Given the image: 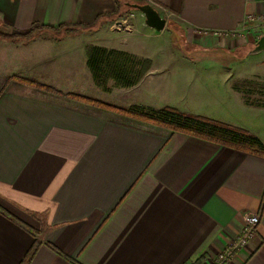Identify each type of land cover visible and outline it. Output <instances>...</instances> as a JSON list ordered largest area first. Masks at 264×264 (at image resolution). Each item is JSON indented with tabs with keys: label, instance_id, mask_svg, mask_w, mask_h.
Returning a JSON list of instances; mask_svg holds the SVG:
<instances>
[{
	"label": "crops",
	"instance_id": "0c3cea01",
	"mask_svg": "<svg viewBox=\"0 0 264 264\" xmlns=\"http://www.w3.org/2000/svg\"><path fill=\"white\" fill-rule=\"evenodd\" d=\"M135 1L157 9L166 28L156 31L137 17L129 33L112 29L115 0H0V23L16 36L0 38V264H22L36 240L30 264H197L224 251L251 215L261 219L256 237L231 264H264V156L69 98L111 96L93 81L80 43L86 41L152 63L134 87L110 83L121 93L143 91L114 106L205 117L167 92L192 81L190 58L155 54L158 47L145 52L141 31L161 36L174 24L197 38L194 44L226 48L217 33L232 34L248 15H264V0ZM35 24L45 28L23 36ZM61 26L93 31L65 41L43 35ZM169 65L177 75L164 70Z\"/></svg>",
	"mask_w": 264,
	"mask_h": 264
},
{
	"label": "rangeland",
	"instance_id": "374dc122",
	"mask_svg": "<svg viewBox=\"0 0 264 264\" xmlns=\"http://www.w3.org/2000/svg\"><path fill=\"white\" fill-rule=\"evenodd\" d=\"M115 2L117 4L115 12L118 14L114 16L113 19L109 18L112 22L111 27L116 31L129 33L132 30L131 22L136 20L137 17L145 16L139 10L129 6V4H136L137 1L135 0H115ZM108 16L110 15H105L106 18H108ZM87 29L93 31V27L79 28L76 26L62 28L56 31L46 30L47 32H44L43 35H52L55 40L65 41L71 37L75 38L76 36H80L84 33L82 31ZM0 31L5 34H11L1 23ZM145 31L146 32L142 30L140 33L142 37L145 35L147 36L144 39H148L147 42L141 43L145 52H149L147 50H152L151 52H154L155 47H158L159 49L154 52L155 54L166 52V56L168 57L180 56L190 58L189 69H191V71H189V73H191L193 79L190 77L188 79L192 81L184 83L182 87L170 88L169 91H167V86L164 87L167 92L173 93V95L176 94L174 96L170 95V97L172 96L174 99L169 97L173 102L176 100L179 104H183L185 100H190L192 106L198 108L205 118L209 117L210 119L218 116L220 120L222 118L221 121L216 119L211 120L245 129L257 138L259 137L256 134L261 132L260 129H262V133H264V52L253 56L247 55V51L254 47L258 39L264 35V25L262 23L257 21L248 23L245 26V30L241 29L239 31L240 35H217L227 40L226 48H207L202 45L194 44L193 40L197 38H188L186 32L182 33L174 24L169 27L168 32H165L161 36H159L160 34L158 32L150 28H146ZM31 37L32 35L29 38ZM144 39L142 38V41ZM22 40L23 39H21V41ZM23 42H25V40H23ZM80 43L85 44V50L87 52L89 45H86V41ZM166 44L173 45V51H170ZM149 47H151V49ZM149 54H151L152 57L155 56L153 53ZM169 66L170 67H164V70L170 68L171 74L178 73V69L174 72V67L171 65ZM78 67L82 69L80 65H78ZM182 68L184 69L185 67ZM198 78L201 80L200 82L197 81ZM174 80L175 79H172V81ZM15 81L34 89L48 92L54 90L32 77H15ZM137 89V92L127 91L123 93L116 91V89H111V96L109 97L106 95L100 96L98 93H95V95L99 98L96 96V98L88 96L79 97H87L92 100L103 102L104 104H106L105 102L108 100L110 105H106L110 111L121 114L112 108L125 109L114 105L123 104L127 99L141 96L143 92L142 88ZM70 96L69 98L73 100L88 105H94L84 100H79L78 97H75L78 96L76 94Z\"/></svg>",
	"mask_w": 264,
	"mask_h": 264
},
{
	"label": "trees",
	"instance_id": "16d2710c",
	"mask_svg": "<svg viewBox=\"0 0 264 264\" xmlns=\"http://www.w3.org/2000/svg\"><path fill=\"white\" fill-rule=\"evenodd\" d=\"M68 27L61 26L54 30ZM40 28L45 27L35 24L31 31L23 36H30ZM15 37L13 34H5L0 31V38L15 40ZM250 50L247 51V55ZM86 55L87 67L92 75L93 81L103 92L111 91V82H113L114 87L131 88L138 85L152 66L151 61L147 59L142 60L126 51L107 49L101 46H89ZM75 97L95 106L108 108L103 102L87 97ZM112 109L132 119L164 128L172 133H182L221 146L264 156V144L262 141L249 131L239 127L202 116L187 114L169 107L157 112L146 111L137 107L131 109ZM39 247L40 243L36 240L25 257L24 264H30Z\"/></svg>",
	"mask_w": 264,
	"mask_h": 264
},
{
	"label": "built area",
	"instance_id": "2783aa9c",
	"mask_svg": "<svg viewBox=\"0 0 264 264\" xmlns=\"http://www.w3.org/2000/svg\"><path fill=\"white\" fill-rule=\"evenodd\" d=\"M147 4L151 5L150 3ZM256 21L264 25V15L261 16L248 15L244 23L242 24L241 28L238 31L233 32L232 34L240 35L239 31L241 29L245 30V26L248 23L256 22ZM217 35H221V33H217ZM260 222L261 219L259 215L248 216L240 235L236 239L232 240L224 251L220 252L211 261L205 260L197 264H231L234 261L235 257L237 256V254L241 250L246 248L248 244L256 237L257 229L258 226L260 225Z\"/></svg>",
	"mask_w": 264,
	"mask_h": 264
},
{
	"label": "water",
	"instance_id": "95a60500",
	"mask_svg": "<svg viewBox=\"0 0 264 264\" xmlns=\"http://www.w3.org/2000/svg\"><path fill=\"white\" fill-rule=\"evenodd\" d=\"M132 8L139 10L144 14L146 24L156 31H163L166 28V20L161 17L160 13L149 4H129ZM264 52V35L256 42L253 49L249 51V55H258Z\"/></svg>",
	"mask_w": 264,
	"mask_h": 264
}]
</instances>
